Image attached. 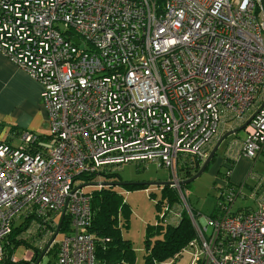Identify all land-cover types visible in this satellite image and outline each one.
Wrapping results in <instances>:
<instances>
[{"label": "built area", "instance_id": "built-area-1", "mask_svg": "<svg viewBox=\"0 0 264 264\" xmlns=\"http://www.w3.org/2000/svg\"><path fill=\"white\" fill-rule=\"evenodd\" d=\"M0 53L40 84L51 136L44 147L24 129L20 146L0 139V264L19 263L5 252L18 218L32 263L63 210L55 264H96L91 197L75 179L130 161L169 170L196 231L189 264H264V198L202 228L177 183L227 123H246L228 165L264 151L263 0H0Z\"/></svg>", "mask_w": 264, "mask_h": 264}, {"label": "rangeland", "instance_id": "rangeland-1", "mask_svg": "<svg viewBox=\"0 0 264 264\" xmlns=\"http://www.w3.org/2000/svg\"><path fill=\"white\" fill-rule=\"evenodd\" d=\"M225 125L226 128H224ZM225 125L223 126L224 132L229 130V128L232 126L231 123H227ZM46 134H49V131L47 133H43V135ZM222 134H220V136ZM245 137L246 132L242 128L230 135L226 140H223L217 149V152L215 153V159L211 160L207 168L198 177H196L191 182L186 183V187L184 189L186 198L185 201L190 209H193L197 213L196 219L199 220V225L202 228V221L207 219L211 213H215L216 217L220 216L224 211L227 210L228 212L232 213L241 211L244 212L248 210L252 211L257 208L258 201L264 198V151L260 153L257 158L244 157L247 158L245 159L246 161L237 162V168L231 171V176L229 177V181L231 183L238 177L240 183L243 182L240 193L236 195V198H227V194H222L225 183H222L221 180L222 178L228 176L229 166L227 167L225 164H223L224 162L219 163L218 159L221 158L224 161L223 154L226 143L229 140L234 138L244 139ZM218 138H216V140ZM4 140L8 141L14 147L20 146L22 143L20 137L17 136L15 132L13 135H11L9 131L6 132ZM111 173L114 174L113 177L119 178L120 181L123 182L127 181L145 183L144 187L135 189H126L122 185L114 186V188L123 195L124 202L130 209L129 219L127 222L128 226L122 229V236L125 239L130 240L135 248V261L131 264H142L143 255L145 253L144 239L146 234V226L160 220L159 210H157L155 207V203L160 197L161 185L159 186L148 183L170 180V172L167 168L159 167L156 163L151 161L148 163H137L130 161L121 164L116 169H113ZM115 180L118 181V179ZM112 181L113 180L111 178L96 174L93 177L91 183H87V185L82 184L81 190L84 193H90L93 191V189L100 187L97 185V183ZM233 183H236V181ZM182 203L184 202L182 201ZM60 215L61 214L55 217V222H59ZM23 220V218H18L15 221V228L19 229ZM24 231L27 230L25 229ZM63 234V232L59 231L55 237V241H59ZM153 240L154 237L151 238V241ZM27 249L28 245L26 239L25 241L20 242V244L15 246V248L12 250L15 258L19 260L18 264H25L22 262L25 260L23 256ZM193 251L194 248L191 246L186 248V250H184L181 256L177 259L175 264H189L192 259ZM34 263L35 262H32L31 264ZM38 264H55V255H53L51 251H46Z\"/></svg>", "mask_w": 264, "mask_h": 264}, {"label": "trees", "instance_id": "trees-1", "mask_svg": "<svg viewBox=\"0 0 264 264\" xmlns=\"http://www.w3.org/2000/svg\"><path fill=\"white\" fill-rule=\"evenodd\" d=\"M13 134H20L21 130L12 128ZM39 142L35 147L45 146L49 134L38 135ZM216 155V154H215ZM215 159L214 157L211 159ZM211 162V161H210ZM199 162H195L193 166L180 168L178 179L184 180L192 176L200 167ZM233 162H230L232 165ZM96 174L104 175L111 178L112 182L120 181L119 178L113 177L114 174L108 171L95 172L94 174H82L75 180L83 183H91ZM144 184L125 185L126 189H135L144 187ZM186 184L181 186L185 197ZM160 197L155 203V207L161 212H180V216L176 223L166 222L163 218H159L153 224L146 226V234L144 239L145 253L143 255L142 264H175L177 259L186 249L189 242L196 237V231L192 222V218L187 213V210L182 203L177 188L173 185L160 186ZM91 197V219L89 231L94 240V254L96 264H131L135 261V248L132 242L122 236V229L128 226V219L130 214L129 207L125 204L123 195L119 193L114 186H100L88 193ZM186 200V198H185ZM193 216L196 219V212L191 209ZM224 213V212H223ZM232 213V212H231ZM235 213V212H233ZM215 213H211L209 217H215ZM28 221V220H27ZM26 221V222H27ZM70 230V218L64 216L60 231L67 233ZM21 231L20 228H14L9 237L8 243L5 244L6 255L9 256L12 249L19 245L23 239H17V234ZM154 240L151 241V238ZM28 245V242H27ZM55 255L57 251V242H53L49 249ZM37 256L33 258V262L37 260ZM5 258L6 264H11ZM22 263L27 264L23 261ZM18 264V263H17ZM28 264H30L28 262Z\"/></svg>", "mask_w": 264, "mask_h": 264}, {"label": "crops", "instance_id": "crops-1", "mask_svg": "<svg viewBox=\"0 0 264 264\" xmlns=\"http://www.w3.org/2000/svg\"><path fill=\"white\" fill-rule=\"evenodd\" d=\"M40 92L41 86L36 80L0 53V139L4 140L5 133L8 131L13 135L12 128L17 130L24 129L36 134H43L49 131L47 113L42 106ZM224 128H226V125ZM224 128L221 133L224 132ZM230 129H233V127L231 126ZM215 140L213 143L217 141ZM211 146L210 150L213 148ZM244 157H238V160L233 162L232 165H228L221 158L218 159L219 163L224 162L223 164L227 167L229 166V174L227 177L222 178V183L230 185H238L240 183L239 177L233 181H236V183H231L229 177L231 176V171L237 168V162L246 161L245 159L247 158ZM25 262H30L31 264V260Z\"/></svg>", "mask_w": 264, "mask_h": 264}, {"label": "water", "instance_id": "water-1", "mask_svg": "<svg viewBox=\"0 0 264 264\" xmlns=\"http://www.w3.org/2000/svg\"><path fill=\"white\" fill-rule=\"evenodd\" d=\"M263 3H264V0H263ZM73 41L76 42V43H79V39L78 38H74ZM245 124L246 123L240 125L239 127L230 129V130L226 131L222 136H220V138L215 142L213 148L210 150L208 156L200 164L199 169L192 176H190V177H188V178H186L184 180H178V182H177L178 185L179 186H182V185H184L186 183L191 182L196 177H198L207 168V166L210 163L211 159L215 156V153H216L217 149L219 148L220 144L222 143V141L226 137H228V136L234 134L235 132H237L238 130L244 128ZM136 184H145V183L144 182H141V183L140 182H127V181H125V182H123V181H117V182H102V183H97V185H99V186H117V185L125 186V185H136ZM148 184H156V185H159V186L160 185L161 186L162 185H167V184H169V185H175V181H173V180H166V181H163V182H160V181L159 182H149ZM84 185H87V183L84 184ZM64 214H65V212L63 210L62 213H61V215H60V219H59L57 228L55 229L54 233L52 234L51 238L49 239V242H48L47 246L41 252L40 256L38 257V259L35 261L34 264H38L39 263V261L41 260L43 254L46 252V250L50 247L51 243L55 239L57 233L60 230V225H61L62 220L64 218Z\"/></svg>", "mask_w": 264, "mask_h": 264}, {"label": "flooded vegetation", "instance_id": "flooded-vegetation-1", "mask_svg": "<svg viewBox=\"0 0 264 264\" xmlns=\"http://www.w3.org/2000/svg\"><path fill=\"white\" fill-rule=\"evenodd\" d=\"M238 127H239V126H238ZM224 133H225V132H224ZM224 133H223V134H224ZM223 134H222V135H223ZM228 137H229V136H228ZM228 137H226L224 140H226ZM40 253H41V252H40ZM40 253H38L37 257L39 256Z\"/></svg>", "mask_w": 264, "mask_h": 264}]
</instances>
